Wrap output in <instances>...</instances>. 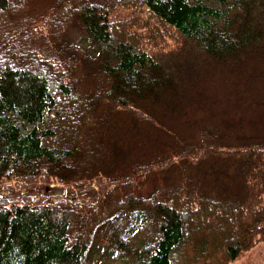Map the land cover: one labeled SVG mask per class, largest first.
Listing matches in <instances>:
<instances>
[{
  "label": "trees",
  "instance_id": "trees-1",
  "mask_svg": "<svg viewBox=\"0 0 264 264\" xmlns=\"http://www.w3.org/2000/svg\"><path fill=\"white\" fill-rule=\"evenodd\" d=\"M216 68L262 107L264 0H0V181L28 190L0 200V264H230L264 244V138L168 124ZM125 124L177 148L128 169Z\"/></svg>",
  "mask_w": 264,
  "mask_h": 264
},
{
  "label": "rangeland",
  "instance_id": "rangeland-1",
  "mask_svg": "<svg viewBox=\"0 0 264 264\" xmlns=\"http://www.w3.org/2000/svg\"><path fill=\"white\" fill-rule=\"evenodd\" d=\"M127 12V11H125ZM140 13V12H137ZM144 15V14H143ZM143 33V42L150 41V38H145L148 33L141 29ZM71 36L74 39L81 37L77 31V27H74ZM163 43L166 47L170 48L175 45V40L167 34L163 38ZM152 44V43H151ZM243 78V74H240ZM240 77L235 78L228 76L221 68L212 69L206 80L203 82L204 96L200 97V105L187 106V112L184 111V115H172L170 114L169 125H171L175 131L181 133L185 137L197 138L201 135V130L205 127L212 126L209 124H220V128L227 132L233 130L237 134H242L239 137L244 141L264 138V104L262 107H255L254 103L250 102L251 92L248 90L243 91L244 79ZM259 87V88H258ZM257 89L253 88V94L255 97L263 101L264 98V86H258ZM181 116V117H180ZM125 124L123 137H127V144H125V151L129 155L130 163L126 165L128 169L133 168L134 160L143 158H155L158 153L169 152L172 153L175 147L171 144L170 139L167 136H161L158 129L151 128L145 129L141 127L129 128L125 131ZM242 131V132H241ZM126 132V133H125ZM160 138H157L156 135ZM123 138V142L125 141ZM229 138H227L228 140ZM226 140V139H225ZM167 141V142H166ZM240 145V144H237ZM129 149V150H127ZM161 151V152H160ZM144 156V157H143ZM142 157V158H141ZM138 161V160H136ZM121 171H125L121 169ZM152 177V176H151ZM96 180H93L91 184L97 187ZM161 179L159 175H155L146 181L143 187L144 192L150 193L160 183ZM38 184H42V180H38ZM26 184L24 181H17L9 176L3 177L0 181V200L14 199L17 196H25L28 194L26 190ZM63 188L64 192L56 194L53 192V188ZM49 191L54 196H65L68 194H75L73 186L68 185L62 181H54L50 183ZM12 189V191H11ZM32 193V192H31ZM33 199V198H32ZM79 213V212H78ZM79 221L83 218L82 214H78ZM236 217L230 215L228 221L234 224ZM80 224V222H79ZM216 226L225 229L226 225L217 223ZM107 231L108 227H103ZM234 232H230V235H234ZM193 245L195 242L192 241ZM230 264H264V244H259L252 249L243 251L234 261Z\"/></svg>",
  "mask_w": 264,
  "mask_h": 264
},
{
  "label": "water",
  "instance_id": "water-1",
  "mask_svg": "<svg viewBox=\"0 0 264 264\" xmlns=\"http://www.w3.org/2000/svg\"><path fill=\"white\" fill-rule=\"evenodd\" d=\"M53 192L56 194H61L64 192V189L55 187V188H53Z\"/></svg>",
  "mask_w": 264,
  "mask_h": 264
}]
</instances>
